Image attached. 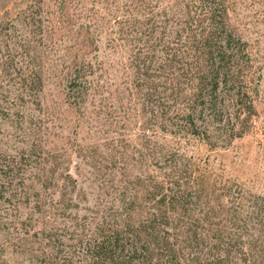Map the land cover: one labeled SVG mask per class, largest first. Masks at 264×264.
Returning a JSON list of instances; mask_svg holds the SVG:
<instances>
[{
  "label": "trees",
  "instance_id": "16d2710c",
  "mask_svg": "<svg viewBox=\"0 0 264 264\" xmlns=\"http://www.w3.org/2000/svg\"><path fill=\"white\" fill-rule=\"evenodd\" d=\"M172 3L178 16H168L161 0H41L29 10L31 30L19 45L23 84L43 86L49 50L81 66L99 33L125 53L117 79L103 87L124 139L89 145L84 154L92 169H106L105 189L84 215L68 212L72 199L49 205L42 219L53 224L41 234L47 231L43 239L54 250L56 220L69 221L83 234L82 264H264V195L213 177L161 140L186 133L217 145L264 133V46L248 36L264 14L252 19L241 11L264 12V0ZM40 258L54 264L45 248Z\"/></svg>",
  "mask_w": 264,
  "mask_h": 264
},
{
  "label": "rangeland",
  "instance_id": "374dc122",
  "mask_svg": "<svg viewBox=\"0 0 264 264\" xmlns=\"http://www.w3.org/2000/svg\"><path fill=\"white\" fill-rule=\"evenodd\" d=\"M37 1L41 0H0V66L11 67L5 74L0 71V264H40L43 248L53 254L54 264H82L85 251L79 241L83 234L58 217V246L52 250L54 242L44 240L48 233L44 236L41 230L53 221L47 222L42 215L62 198L76 204L68 212L84 215L105 189L102 175L106 169L99 165L92 169L84 154L89 153V145L124 139L119 136L118 124L112 122L118 113L104 103L103 87L117 79L125 53L107 46L99 33L97 50L81 60V66L69 63L63 50H49L43 86L21 83L19 45L24 33L31 30L27 16ZM161 1L170 9L168 16L173 12L178 16L179 8L172 3L178 0ZM241 11L252 19L264 14L256 7ZM257 23L256 28L249 26L248 36L250 40L258 38L264 46V22ZM121 111L133 124L132 108L125 105ZM121 123L132 130L129 121ZM161 137L172 149L206 167L213 177L264 195V133L217 145L186 133ZM67 172L74 183L66 177Z\"/></svg>",
  "mask_w": 264,
  "mask_h": 264
}]
</instances>
